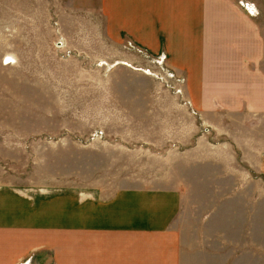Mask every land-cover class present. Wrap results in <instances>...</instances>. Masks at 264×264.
Segmentation results:
<instances>
[{
	"label": "rangeland",
	"instance_id": "rangeland-1",
	"mask_svg": "<svg viewBox=\"0 0 264 264\" xmlns=\"http://www.w3.org/2000/svg\"><path fill=\"white\" fill-rule=\"evenodd\" d=\"M102 4L0 0L2 249L70 264L106 219L141 230L136 264H264V175L230 104L190 107L167 52L113 37Z\"/></svg>",
	"mask_w": 264,
	"mask_h": 264
},
{
	"label": "crops",
	"instance_id": "crops-1",
	"mask_svg": "<svg viewBox=\"0 0 264 264\" xmlns=\"http://www.w3.org/2000/svg\"><path fill=\"white\" fill-rule=\"evenodd\" d=\"M246 1L262 13L250 15L237 0H103L101 10L113 37L128 33L153 52H167L168 63L186 78L190 107L220 115L230 104L233 128L247 134L249 165L260 163L264 175V0ZM93 223L87 226L95 233L70 249V264H136L131 254L141 252L139 228L135 233L111 228L106 219ZM121 231L125 239L114 241ZM2 248L11 249L0 245V264L24 256Z\"/></svg>",
	"mask_w": 264,
	"mask_h": 264
},
{
	"label": "built area",
	"instance_id": "built-area-1",
	"mask_svg": "<svg viewBox=\"0 0 264 264\" xmlns=\"http://www.w3.org/2000/svg\"><path fill=\"white\" fill-rule=\"evenodd\" d=\"M251 12H252V10H250ZM250 14H252L253 15V13H250ZM178 93H182V91L181 90H178L177 91Z\"/></svg>",
	"mask_w": 264,
	"mask_h": 264
}]
</instances>
